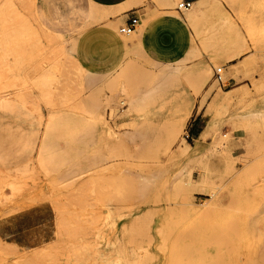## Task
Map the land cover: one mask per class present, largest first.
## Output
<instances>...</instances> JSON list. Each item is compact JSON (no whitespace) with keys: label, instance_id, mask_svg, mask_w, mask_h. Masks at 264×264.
Returning a JSON list of instances; mask_svg holds the SVG:
<instances>
[{"label":"rangeland","instance_id":"obj_1","mask_svg":"<svg viewBox=\"0 0 264 264\" xmlns=\"http://www.w3.org/2000/svg\"><path fill=\"white\" fill-rule=\"evenodd\" d=\"M38 2L0 0V219L44 206L53 235L0 239V264H264V0H213L185 59L109 73L75 53L98 12L66 30Z\"/></svg>","mask_w":264,"mask_h":264},{"label":"crops","instance_id":"obj_2","mask_svg":"<svg viewBox=\"0 0 264 264\" xmlns=\"http://www.w3.org/2000/svg\"><path fill=\"white\" fill-rule=\"evenodd\" d=\"M46 11L55 3L63 29L86 25L90 9L98 12V23L85 27L76 40L75 53L80 65L92 72L109 73L120 68L133 53L156 63H174L185 59L194 47V26L200 16L214 9L213 0H182L191 2L188 15L170 6L175 0H38ZM202 5L201 11L195 6ZM132 18L140 25L134 35L123 36L120 28ZM225 67H228L226 65ZM229 69L230 68H225ZM190 123L194 137L205 130ZM53 235L49 210L35 207L0 219V239L22 249H38L49 244Z\"/></svg>","mask_w":264,"mask_h":264},{"label":"bare ground","instance_id":"obj_3","mask_svg":"<svg viewBox=\"0 0 264 264\" xmlns=\"http://www.w3.org/2000/svg\"><path fill=\"white\" fill-rule=\"evenodd\" d=\"M10 1V0H9ZM7 2V1H6ZM5 2V3H6ZM35 2V1H34ZM202 4H205V2H202ZM9 8H11V7H9ZM8 8V9H9ZM13 8V7H12ZM16 8V7H15ZM8 9H7V7L6 6H2L1 7V9H0V17H2V16H5L6 14H7V11H8ZM14 9V8H13ZM12 13V12H11ZM13 14H15V13H13ZM16 15V14H15ZM16 16H18V15H16ZM6 17V16H5ZM21 17V16H20ZM15 18V17H14ZM3 19V18H2ZM7 19H8V16H7ZM10 19V18H9ZM16 19V18H15ZM18 19H20V18H18ZM18 19H16V22H18L17 20ZM12 21V20H11ZM10 21V22H11ZM6 22V21H5ZM13 22V21H12ZM15 22V21H14ZM24 22V21H23ZM8 23V25H9V21L7 22ZM22 23V22H21ZM24 25L26 24V23H23ZM22 26V25H21ZM16 27V26H15ZM9 28H11L10 26H9ZM20 30H21V27H18ZM17 29V28H16ZM26 29V28H25ZM30 29V28H29ZM13 32L14 33H19V34H21V32L20 31H18V30H15V28H14V30H13ZM23 34V33H22ZM20 36V35H19ZM22 36H24V35H22ZM10 38H11V36H10ZM12 39V38H11ZM21 39V38H20ZM16 42V40H14V41H11V40H9V39H7V41H6V48L8 49V45H10V44H13V43H15ZM171 72V71H170ZM169 73V72H168ZM165 75H167V73L165 74ZM169 75V74H168ZM48 77V76H47ZM45 80H47L46 79V76H44L43 77V75H42V83H40V87L44 90V91H47L48 90V85H47V83L44 81V79ZM49 78V77H48ZM90 79H92V78H90ZM89 79V80H90ZM41 80V79H40ZM93 80L94 79H92V82H93ZM89 82V81H88ZM91 82V81H90ZM49 91H47V93H48ZM43 97H45L46 99H47V97L46 96H43ZM12 105H13V99H11L10 97H9V95H3V94H0V107L1 108H10V107H12Z\"/></svg>","mask_w":264,"mask_h":264},{"label":"built area","instance_id":"obj_4","mask_svg":"<svg viewBox=\"0 0 264 264\" xmlns=\"http://www.w3.org/2000/svg\"><path fill=\"white\" fill-rule=\"evenodd\" d=\"M192 7H193V4L191 2L183 1L178 6V10L180 12L188 11V10L192 9ZM139 25H140V20L138 18H132L130 20V22L126 26L121 27L119 31L122 35L129 36V35H132L136 32V29ZM221 73H222V69H218L216 76H217L218 80H220V81L222 80Z\"/></svg>","mask_w":264,"mask_h":264}]
</instances>
